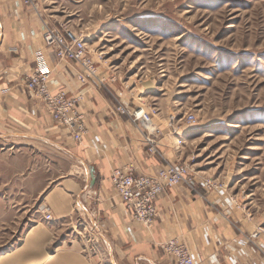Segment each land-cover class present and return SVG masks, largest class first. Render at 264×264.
Here are the masks:
<instances>
[{
    "label": "rangeland",
    "instance_id": "obj_1",
    "mask_svg": "<svg viewBox=\"0 0 264 264\" xmlns=\"http://www.w3.org/2000/svg\"><path fill=\"white\" fill-rule=\"evenodd\" d=\"M24 5L41 19L42 29L72 32L85 45L81 65L55 57L57 64L78 66L79 86L72 94L54 86L50 68L53 93L84 94L79 109L89 116L87 123V106L104 94L109 111L126 116L140 132L145 153L162 161L159 168L176 164L198 182L210 179L209 188L202 183L195 191L181 187L212 194L213 207L222 212L226 197L224 219L246 227L248 238H259L256 232L264 231V0H35ZM34 105L41 111L39 103ZM118 106L149 113L157 129L150 133L153 151L146 131L114 111ZM119 167L141 175L159 169ZM79 172L76 158L61 144L19 128H0L1 261L79 264L52 262L48 254L61 246L87 249L99 264H112L88 238L92 225L79 200L71 215L56 218L57 206L67 198L63 180ZM163 192L154 201V222ZM52 221L53 236L46 231Z\"/></svg>",
    "mask_w": 264,
    "mask_h": 264
},
{
    "label": "crops",
    "instance_id": "obj_2",
    "mask_svg": "<svg viewBox=\"0 0 264 264\" xmlns=\"http://www.w3.org/2000/svg\"><path fill=\"white\" fill-rule=\"evenodd\" d=\"M34 14L22 0H0V128H19L46 137L76 158L80 176L63 180L67 198L57 206L56 218L71 215L73 203L79 200L86 223L92 225L88 238L112 264H173L160 247L168 238L188 246L195 264L259 263L261 257L248 241L251 231L222 216L229 213L224 208L229 206L226 197L220 205L222 212L213 207L210 193L202 196L181 186L168 188L157 201L158 217L151 230L131 220L108 180L112 169L131 165L139 172L153 173L162 161L145 153L140 132L126 116L109 111L107 98L100 92L86 108L91 115L89 132L79 144L40 113L23 86L24 77L35 66L53 67V85L72 94L79 86L74 75L78 66L57 64L53 51L42 41L41 19ZM53 227L54 221L47 222V235L53 236ZM257 241L264 247V237L259 235ZM48 255L52 262L99 264L87 249L80 252L60 246Z\"/></svg>",
    "mask_w": 264,
    "mask_h": 264
},
{
    "label": "built area",
    "instance_id": "obj_3",
    "mask_svg": "<svg viewBox=\"0 0 264 264\" xmlns=\"http://www.w3.org/2000/svg\"><path fill=\"white\" fill-rule=\"evenodd\" d=\"M34 1L22 0L23 4L27 5H34ZM41 38L45 46L53 51L58 62L75 61L81 65L85 45L72 32H59L55 29L43 27ZM86 67L90 73L94 74V69L90 68L91 66ZM50 73L51 69L48 67L37 66L33 68L29 76L24 79L26 92L34 103H39L42 106L41 111L43 110L52 123L66 129L74 144L80 143L87 133L86 125H88L87 121L89 120V116L85 111L79 109L84 102V94L79 93L70 97L66 91L53 93L51 91ZM78 79L81 82V74L78 75ZM82 80L85 81L84 78ZM114 111L128 115L134 125L138 123L141 125L142 131H146L145 140L146 144L149 145L148 150L153 151L154 141L150 133L156 132L157 129L153 127L149 113L142 108L131 112L130 108L128 109L125 106H118ZM188 121L191 122L194 119ZM131 171H133L131 167L127 169L115 167L111 171L108 180L114 194L121 202L123 211L130 216L132 221L146 230H151L153 227V218L157 214L154 201L165 188L184 186L195 191L198 183H202V186L206 188L211 186L210 179H202L198 182L195 177L191 178L189 169L176 164H168L166 167L159 168L155 174L141 175L140 173H134V175ZM215 188H218V186H215ZM44 218L48 220L51 215L46 213ZM256 234L257 236H264L263 229L260 228ZM248 241L253 244L261 257L260 262L256 264H264V247L260 246L256 236L250 235ZM160 247L166 255L171 257L174 264H195V258L189 249L175 239L162 242Z\"/></svg>",
    "mask_w": 264,
    "mask_h": 264
},
{
    "label": "bare ground",
    "instance_id": "obj_4",
    "mask_svg": "<svg viewBox=\"0 0 264 264\" xmlns=\"http://www.w3.org/2000/svg\"><path fill=\"white\" fill-rule=\"evenodd\" d=\"M12 256V254H10ZM0 264H13V260L11 261L10 259H6L5 261L0 260Z\"/></svg>",
    "mask_w": 264,
    "mask_h": 264
},
{
    "label": "water",
    "instance_id": "obj_5",
    "mask_svg": "<svg viewBox=\"0 0 264 264\" xmlns=\"http://www.w3.org/2000/svg\"><path fill=\"white\" fill-rule=\"evenodd\" d=\"M91 175H92V180H91V186L94 184V174H93V168H91Z\"/></svg>",
    "mask_w": 264,
    "mask_h": 264
}]
</instances>
